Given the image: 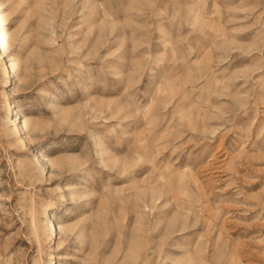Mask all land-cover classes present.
I'll return each mask as SVG.
<instances>
[{
    "label": "rangeland",
    "instance_id": "obj_1",
    "mask_svg": "<svg viewBox=\"0 0 264 264\" xmlns=\"http://www.w3.org/2000/svg\"><path fill=\"white\" fill-rule=\"evenodd\" d=\"M0 264H264V0H0Z\"/></svg>",
    "mask_w": 264,
    "mask_h": 264
}]
</instances>
